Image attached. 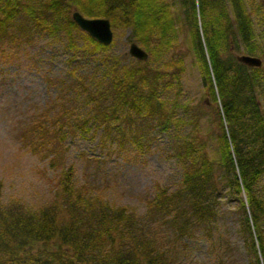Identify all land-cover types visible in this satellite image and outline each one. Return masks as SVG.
Here are the masks:
<instances>
[{
    "label": "rangeland",
    "instance_id": "rangeland-1",
    "mask_svg": "<svg viewBox=\"0 0 264 264\" xmlns=\"http://www.w3.org/2000/svg\"><path fill=\"white\" fill-rule=\"evenodd\" d=\"M51 1L18 0V12L11 24L25 25L26 33L0 41L2 203L36 210L52 198L63 171L70 168V183L76 189L109 205H123L133 213L142 233L161 249L163 264H255L238 200L244 199L245 193L235 192L227 181L214 190L213 216L207 221L190 220L183 235L173 233L163 210H148L147 201L158 187L172 192L180 185L182 165L174 153L176 142L191 135L204 136L206 152L213 156L218 152L217 116L206 101L191 30L179 26L177 20L176 30L168 33L167 41L157 45V35L151 37L150 50L115 12L103 14L98 6H87L86 0H55L54 5ZM242 2L251 19L249 43L253 50L248 52L240 40L230 48L234 56L248 53L260 58V64L254 66L259 74L254 95L264 113V0ZM86 7L91 10L86 11ZM226 8L230 14L228 2ZM73 10L108 19L111 39L105 47H94L86 38V30L67 23ZM130 41L146 51L145 58L128 52ZM136 60L150 75H156L154 90L168 117L160 123L156 116L144 120L142 115L131 114L130 123L122 121L118 126L131 129L144 125L143 134L120 147L114 131L103 138L101 125L89 115L92 100L88 96L95 97L115 70L135 65ZM98 99L100 106L109 102L106 96ZM84 118L86 128L77 127ZM37 119L51 139L47 144L43 138L27 141L23 136L30 134L29 127ZM244 126L240 122L237 130L247 142L250 136ZM51 147L58 151L53 160L52 151L47 153ZM250 190L264 198V173L257 176ZM257 222L253 230L261 233L264 241V210L258 213ZM256 255L262 264V256Z\"/></svg>",
    "mask_w": 264,
    "mask_h": 264
},
{
    "label": "trees",
    "instance_id": "trees-1",
    "mask_svg": "<svg viewBox=\"0 0 264 264\" xmlns=\"http://www.w3.org/2000/svg\"><path fill=\"white\" fill-rule=\"evenodd\" d=\"M86 5L98 6L103 14L115 12L150 50L151 37L157 35V45L167 41L168 33L176 30L177 20L179 26L183 24L191 30L206 101L217 116L218 152L215 156L206 152L204 136L191 135L176 142L174 153L182 165L180 185L172 192L158 187L147 201L148 210H163L173 233L183 235L190 220L207 221L213 216L214 190L227 181L235 192L245 193L244 199L238 198L243 225L255 264H259L256 253L264 264L262 234L253 230L258 225V213L264 210V198L250 190L257 176L264 173V113L254 95L259 74L253 65L237 60L230 48L240 40L248 52L253 50L254 45L249 43L251 19L242 0H86ZM18 8V0H0V41L26 33L25 25L11 24ZM90 10L86 7V11ZM32 13L33 9L28 10V14ZM67 23L75 26L70 18ZM85 35L94 47H105ZM146 69L139 60L135 65H124L114 71L95 97L88 96L92 100L89 115L101 125L103 138L114 131L120 147L143 134L144 125L131 129L118 126L122 121L130 123L131 114L142 115L144 120L156 116L160 123L168 117L154 90L156 75ZM105 96L109 102L100 106L98 98ZM86 122L81 119L77 127L86 128ZM240 122L245 123L250 136L247 142L237 130ZM29 132L23 135L27 141L43 138L47 144L51 140L39 119ZM51 151L53 160L58 151L51 147L47 153ZM70 174V168L63 171L52 198L36 210L3 204L0 199V264H163L161 249L142 233L132 212L76 189L70 183Z\"/></svg>",
    "mask_w": 264,
    "mask_h": 264
},
{
    "label": "water",
    "instance_id": "water-1",
    "mask_svg": "<svg viewBox=\"0 0 264 264\" xmlns=\"http://www.w3.org/2000/svg\"><path fill=\"white\" fill-rule=\"evenodd\" d=\"M72 20L96 41L106 44L111 39V29L109 21L106 17H87L82 15L78 10L71 12ZM128 52L138 59L146 57V51L137 45L134 41H130L128 45ZM236 59L247 64L257 66L260 64V58L253 54L239 53L235 55Z\"/></svg>",
    "mask_w": 264,
    "mask_h": 264
}]
</instances>
